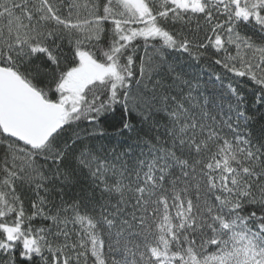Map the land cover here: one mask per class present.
<instances>
[{
	"label": "snow or ice",
	"instance_id": "obj_1",
	"mask_svg": "<svg viewBox=\"0 0 264 264\" xmlns=\"http://www.w3.org/2000/svg\"><path fill=\"white\" fill-rule=\"evenodd\" d=\"M0 264H264V0H0Z\"/></svg>",
	"mask_w": 264,
	"mask_h": 264
}]
</instances>
